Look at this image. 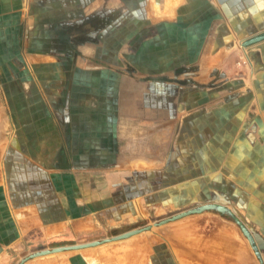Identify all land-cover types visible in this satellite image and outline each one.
<instances>
[{
    "label": "crops",
    "instance_id": "obj_1",
    "mask_svg": "<svg viewBox=\"0 0 264 264\" xmlns=\"http://www.w3.org/2000/svg\"><path fill=\"white\" fill-rule=\"evenodd\" d=\"M199 1L204 3L144 0L134 5V8L144 7L142 21L148 34H167L159 29V24L173 27L175 23L203 20L210 24L196 45V78H187L186 85L196 86L202 92L206 88H222L230 81L231 89L215 105H199L193 111L186 109L190 99L184 97L182 103L187 105L176 116L181 119L180 128L178 122L173 124L172 112L168 116L158 114L157 110L139 109L144 98L140 92L144 81L135 78L123 79L118 84L121 92L118 111L115 114L100 110L101 116L96 118L102 121L98 123L100 126H95L92 88H104L109 79L102 76L79 80L76 64L68 63L61 71L59 62L53 60L57 54L72 58L93 53L99 34H110L117 24L126 23L129 14L126 0H0V56L13 52L26 61L30 56V65L38 72L36 82H22V101L58 104L61 109L54 117L59 119L57 127L46 126L44 113L36 114L39 125L27 127V136L22 133L20 142L12 138L4 148L0 170V264H18L37 246L88 241L99 228L106 231L112 226L151 216L161 206L159 199L168 198L172 192V186L158 191L155 184L175 181V174L166 168L181 167L186 171L184 167L188 163L185 162L191 160V153L195 151L202 152L196 166L203 170L200 174L203 179L197 186L203 191L197 192L204 195L206 202L232 206L234 191L239 190L238 177L241 179L243 175L253 177L251 184L264 199V0ZM199 6L212 9L194 12ZM122 32L126 34V30ZM238 56H244L246 62L239 61ZM26 63H22L23 71ZM92 64L87 67L93 68ZM127 69L137 71L136 66ZM67 72L69 79H64ZM125 83L134 94L129 90L126 95ZM30 87L37 93H26L25 88ZM162 97L166 98L165 103L180 102L174 96ZM152 102L156 103L150 99ZM204 113L207 114L202 118L204 122L198 120L197 128L195 123L194 127L189 126L193 114L196 118ZM115 117L117 127L112 131L108 120ZM132 126L141 127L140 136L132 132ZM211 142L215 145L209 147ZM206 147L214 152L210 157L219 159L214 168H221V161L225 162L227 172L235 180L220 178L221 172L217 171L221 169H213L211 174L205 162L209 156L203 153ZM57 151L60 157L55 154ZM52 152L55 160L47 156ZM160 153H163L162 159L157 158ZM188 172L182 176L181 184L190 182ZM185 188L188 187L180 185L177 191ZM233 211L251 232L264 259V230L239 210ZM201 213L216 216L230 230L228 236L219 232L209 238L212 248L225 250L224 255L215 251V262L255 264L248 252L237 251L247 238L242 239L234 221L215 210ZM238 236L242 239L240 245ZM187 244L190 250L192 244ZM82 249L86 252L80 254V259L62 251L50 259L43 258L47 255L30 258L24 264H88L94 253L87 247ZM186 252L182 247V261L190 264L191 255L188 257ZM199 257L192 258V263L205 264Z\"/></svg>",
    "mask_w": 264,
    "mask_h": 264
},
{
    "label": "rangeland",
    "instance_id": "obj_2",
    "mask_svg": "<svg viewBox=\"0 0 264 264\" xmlns=\"http://www.w3.org/2000/svg\"><path fill=\"white\" fill-rule=\"evenodd\" d=\"M126 1V12L129 11V14L126 15V23L117 24L113 29L110 30V34H99L97 37L98 44L97 46L93 47V53L89 55L78 54L76 56H72V58L66 54H57L53 56L54 62H59L58 69L61 71H64L63 69L68 63L76 64L75 68L78 70L79 80L83 79L84 81L89 78L94 79L102 76L109 79V86L106 85L104 88H92L94 90L92 95L94 97L95 126H100L98 123L102 121L100 118H96L101 116L100 110H106L110 113L114 111L115 114L118 111L119 98L121 96L118 84L120 85L123 79L129 80L135 78L144 81L142 84V90L140 91L144 98L142 103L139 104L141 106L139 109L144 110V112L157 110L158 114H167L168 116L169 112H172L173 114L171 115V118H173L174 123L170 122V124L173 123L176 125L177 122L179 125L181 124V119H177L176 116H178V113H180L187 105L186 103H182L184 97H188L190 99L186 109H190L192 111L196 110L199 105H202V107H209L215 105L216 102L221 100L220 96H223V93L231 89L228 87L230 86V81L225 82L222 88H206L202 92L199 91L198 87L196 86L186 85V81H188L187 78H191L193 80L196 78V73L194 74V70L197 71L198 65L196 63L198 60L196 45L202 41L200 37L205 36L203 31L208 29L210 25L209 22H205V20H203L201 23H198V21L188 24L175 23L173 27H171V25H164L163 27V25L159 24V29L161 27L164 29V32H167V34H148V29L146 28L145 23L142 21L144 7L142 6L139 8H134L135 3H142L144 0ZM199 2L200 1L197 0L196 3H204L203 1L201 3ZM211 9L212 8L205 9V6H199L198 8H195L194 12H198L199 10L204 12L208 10L211 11ZM211 17H213V14L209 16V18ZM123 30H126V34H122ZM177 32H179V34ZM185 37L191 38V40L188 39L190 41L187 42ZM186 44L189 45L188 50H184ZM172 52L173 55H171ZM3 55L4 56H0L1 171L2 165L4 163V148L7 142H10L12 138L14 139V142L16 140L20 142L22 133L27 136V127L34 126L35 128L37 125H39V119L37 118V115L39 116V114H45L46 126L49 124L57 127V125H59V119L55 120V113L60 114L61 112L58 104H43V102H32L31 104L26 101H22V94L24 93L22 90V82H36L39 78L36 75L38 72L34 71L33 67H31L30 62L32 61L30 56H28V60L26 61L25 58L21 59V57H19L20 54H15L13 52L8 53V55ZM242 57L244 56H238V60H243L242 62L245 63L246 58ZM23 61L27 62L26 69L24 71L22 70ZM91 63H94L92 64L93 68L87 67L89 66L88 64L91 65ZM96 64L100 66H96ZM106 66H108V68ZM133 66H136L137 71H128L127 68ZM184 68H186L187 71L183 70ZM100 70H104V73H102ZM184 73L186 74L183 75ZM68 75L69 73L67 72V76L64 79H69ZM57 78L60 77L57 76ZM71 78L73 79L74 76ZM125 84L127 86L126 95H129L128 93L131 89L128 88L127 83ZM25 92L37 93L32 92V87L25 88ZM130 92L131 94H134L132 90ZM163 95H168L170 98L174 96V99H179L180 102L173 103V101H168V103H165L166 98L162 97ZM102 99L104 102L101 104ZM150 99L152 101L155 100L156 103L152 102V104H150ZM185 100H187V98H185ZM199 100L201 102H199ZM136 107L138 108V105H136ZM30 114L33 118L29 119ZM204 114L201 116L198 115L199 117L197 116L196 118H193L196 116L193 114V117L189 118V126L192 127L195 123L197 128L196 122L200 119L202 122H204L202 118L207 116V114ZM108 121L110 125L109 128H111L112 131L113 129L115 130L118 122L117 118H110ZM209 121L214 122L213 120ZM206 122L208 126L211 125V123L208 122V118H206ZM181 126L182 125H180V128ZM140 129V126H132V132L137 133L139 136V131H141ZM112 131L110 130L111 133ZM213 135L210 136V139L213 138ZM213 145L215 144L211 142V145L208 146L212 147ZM56 153L58 154V157H60V152L57 151L55 154ZM203 153L209 156L208 159H205V162L206 164H210V166L207 164L209 167L207 169H210L211 174H213V169L217 168L216 164L219 163V159L216 160L215 158L213 159L210 157L209 154H214V152L212 150H207V147ZM55 154L52 152L51 155L47 154V156H50L51 159L55 160ZM162 155L163 153L158 154L157 158L162 159ZM201 155V151H195L194 153H191V157L189 158L191 160L185 162V164L188 163V165L184 167V170L189 171L187 175H190V182L181 184V178L186 173V171L183 172L181 167L166 168L168 171L171 170L173 174H175V181H179H169L174 182L170 184H168L169 182H159L155 184L158 191L163 188H169L171 186L173 187H171L172 192L170 193L172 196L167 195L168 198L159 199L161 206L156 208V213L151 214V216L149 215L147 217H141L133 222L127 221L119 226H112L106 229V231H102L101 228H99L98 230L100 231L96 230L93 237L89 238L90 240L88 241L102 239L104 237H112L131 229L140 228L147 224H153L159 220L169 218L193 207L208 203L206 202L204 195H201V193L197 192L203 191L197 189L199 180L203 179V176H200V174L203 173V170L196 166ZM221 163L223 164L222 167L216 169H221V171H217L221 172L220 178L235 180V176H232L227 172L228 169L225 168V162L221 161ZM53 164H55V161ZM214 166H216V168H214ZM55 167L59 168L60 166L59 164H55ZM160 169L165 170L164 167ZM252 179L253 177L250 175H243L241 179L238 177L237 181H240V185L238 184L239 190L236 192L234 191L235 196H232L231 198L233 204L229 208L233 215L243 225H245L243 220H241V218L235 214L233 209L239 210L244 217H246L248 220H252L262 230H264V223H262V221H264V199L261 198L262 194L253 188L251 184ZM180 185H186L189 188V191H187L188 188H185L184 191L178 192L177 188ZM157 194L158 197H161L159 192H157ZM163 197H165V195H163ZM235 224L237 223L235 222ZM101 225L105 228L107 227L105 224ZM101 225L99 224L100 227ZM219 232L228 236L230 230L219 218L217 219L216 216L210 215L208 213L189 214L175 220H169L168 222H165L161 225H153L151 229L139 232L128 238L87 247L90 252L92 251L94 253V256L89 257L88 264H183L182 247H184L187 251L186 255L188 257L191 255L190 264H196L195 262L192 263V258L198 259V255L200 256L199 258L205 262V264H226L223 262L220 263L214 261L216 257L215 251H219L220 254L222 253L224 255L225 250L222 249L221 252L220 249L212 248L213 242L209 240V238H212L211 236H213V234L216 235ZM239 234H241L242 239L246 240L244 234L240 232V227ZM231 238L234 239L233 237ZM242 239L238 236V245H240V240ZM188 242H190L192 245H195H191L190 250L188 248ZM243 244L244 245L237 247V251L248 252L253 258L255 264H260L254 250L247 240L243 241ZM49 245V247H54L52 243ZM41 247L46 246H37L31 248L29 253ZM83 250L84 249L82 248L69 250L64 254L67 256L75 255L80 259V254L82 252H86ZM53 257H55V253L47 254V257L43 258L50 259ZM78 261L80 262V260ZM237 264H239V262Z\"/></svg>",
    "mask_w": 264,
    "mask_h": 264
},
{
    "label": "water",
    "instance_id": "obj_3",
    "mask_svg": "<svg viewBox=\"0 0 264 264\" xmlns=\"http://www.w3.org/2000/svg\"><path fill=\"white\" fill-rule=\"evenodd\" d=\"M208 210H215L221 214L230 215V216L235 218V216L233 215V213L229 207L224 206L222 204H217V203H207V204L196 206V207H193V208L188 209L186 211L180 212V213L175 214L169 218L159 220L153 224H147V225L140 227V228L131 229V230H128L126 232L114 235L112 237H104L102 239H94L91 241L78 240L76 243L62 244V245H58V246H54V247H41V248L35 249V250L31 251V253L23 256V258H21V260L18 262V264H24L25 261H27L30 258L36 257V256L47 255V254L62 252V251L75 250V249H80V248H84V247L99 245V244H102L105 242L116 241V240L128 238V237H131L132 235L137 234L139 232L151 229V227L153 225H161L165 222H168L169 220H175V219L184 217V216L189 215V214L201 213V212L208 211ZM236 223L240 227L241 232L244 234V236L249 241V244L251 245L252 249L254 250L255 255L257 256V258L259 260V263L264 264V259H262V256H261L260 251L258 249V246L255 242V239L252 236L249 229L245 225H243L239 220H237Z\"/></svg>",
    "mask_w": 264,
    "mask_h": 264
},
{
    "label": "trees",
    "instance_id": "obj_4",
    "mask_svg": "<svg viewBox=\"0 0 264 264\" xmlns=\"http://www.w3.org/2000/svg\"><path fill=\"white\" fill-rule=\"evenodd\" d=\"M225 217L230 219V220H232V221H234V222H236L238 220L236 217L234 218V217H232L230 215H225Z\"/></svg>",
    "mask_w": 264,
    "mask_h": 264
}]
</instances>
